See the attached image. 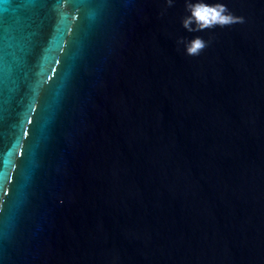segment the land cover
Returning <instances> with one entry per match:
<instances>
[{"label":"water","instance_id":"1","mask_svg":"<svg viewBox=\"0 0 264 264\" xmlns=\"http://www.w3.org/2000/svg\"><path fill=\"white\" fill-rule=\"evenodd\" d=\"M221 2L0 0V264H264V0Z\"/></svg>","mask_w":264,"mask_h":264},{"label":"clouds","instance_id":"2","mask_svg":"<svg viewBox=\"0 0 264 264\" xmlns=\"http://www.w3.org/2000/svg\"><path fill=\"white\" fill-rule=\"evenodd\" d=\"M185 12L187 15L182 19L181 24L189 31L211 30L217 26L223 28L244 23V17L234 15L221 0H214L211 3L208 0H185ZM208 43V40L205 41L200 37L187 41L184 45V55L198 56Z\"/></svg>","mask_w":264,"mask_h":264}]
</instances>
